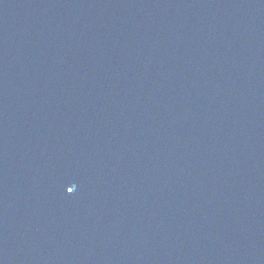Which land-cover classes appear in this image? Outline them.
Masks as SVG:
<instances>
[{"label":"water","instance_id":"water-1","mask_svg":"<svg viewBox=\"0 0 264 264\" xmlns=\"http://www.w3.org/2000/svg\"><path fill=\"white\" fill-rule=\"evenodd\" d=\"M0 264H264V0H0Z\"/></svg>","mask_w":264,"mask_h":264},{"label":"snow or ice","instance_id":"snow-or-ice-1","mask_svg":"<svg viewBox=\"0 0 264 264\" xmlns=\"http://www.w3.org/2000/svg\"><path fill=\"white\" fill-rule=\"evenodd\" d=\"M68 191H69V192H71V191H72V189H71V188H69V189H68Z\"/></svg>","mask_w":264,"mask_h":264}]
</instances>
